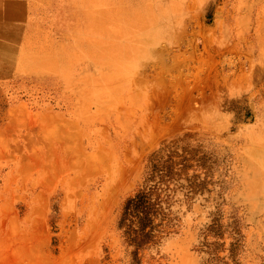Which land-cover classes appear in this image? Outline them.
Segmentation results:
<instances>
[{
    "label": "rangeland",
    "instance_id": "rangeland-1",
    "mask_svg": "<svg viewBox=\"0 0 264 264\" xmlns=\"http://www.w3.org/2000/svg\"><path fill=\"white\" fill-rule=\"evenodd\" d=\"M22 10L0 40V264H264V0Z\"/></svg>",
    "mask_w": 264,
    "mask_h": 264
},
{
    "label": "crops",
    "instance_id": "crops-1",
    "mask_svg": "<svg viewBox=\"0 0 264 264\" xmlns=\"http://www.w3.org/2000/svg\"><path fill=\"white\" fill-rule=\"evenodd\" d=\"M22 3L23 0H0V36L6 34V30L2 28L3 26L9 25L15 27L18 23L14 19L23 18ZM0 40L5 41L6 38L3 36L0 37ZM7 40L14 39L8 38Z\"/></svg>",
    "mask_w": 264,
    "mask_h": 264
},
{
    "label": "bare ground",
    "instance_id": "bare-ground-1",
    "mask_svg": "<svg viewBox=\"0 0 264 264\" xmlns=\"http://www.w3.org/2000/svg\"><path fill=\"white\" fill-rule=\"evenodd\" d=\"M182 252V251H181ZM189 257V256H188ZM186 258V257H185ZM184 259V258H183ZM184 262H186L185 260H184ZM189 264V263H188Z\"/></svg>",
    "mask_w": 264,
    "mask_h": 264
}]
</instances>
